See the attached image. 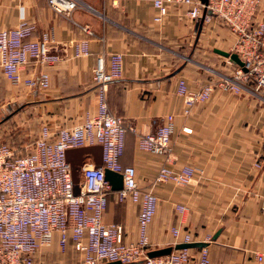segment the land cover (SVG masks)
Masks as SVG:
<instances>
[{"label":"crops","instance_id":"obj_1","mask_svg":"<svg viewBox=\"0 0 264 264\" xmlns=\"http://www.w3.org/2000/svg\"><path fill=\"white\" fill-rule=\"evenodd\" d=\"M83 1L89 7H78L66 16L51 8L49 0H0V32L27 19L36 26L27 39L47 32L60 55L56 62L30 58L19 80L0 67V126L27 111L39 123L33 138L7 143L18 154H30L42 126L56 135L82 121L86 112L96 113L93 69L100 57L108 63L112 53L121 52L122 74L108 86V104L127 126L121 163L134 166L139 187L153 189L159 197L149 227L150 250L175 247L189 233L190 242L197 244L191 249L198 251L211 235V264H264L263 94L217 88L208 101L194 104L186 113L185 98L178 93L181 78L197 89L212 78V70L230 74L237 64L216 49L233 52L237 35L216 16L191 18V6L184 2L157 8L154 0H123L118 6L111 0ZM259 15L264 16V1ZM84 40L89 41L90 52L76 57V44ZM42 72L50 76L49 87L25 83L29 77L38 80ZM168 115L174 116L168 165L197 168L187 185L155 183L165 157L139 147V135L158 129ZM89 146L95 147L85 155L76 148L68 152L71 167L83 160L80 180L83 168L97 165L102 154L100 144ZM117 191L111 188L108 193L103 220L121 224L124 241L135 243L141 195L120 200ZM178 204L186 205V210L179 211ZM174 228L180 230L179 237ZM34 255L39 264H82L71 230L64 249L55 232L51 243Z\"/></svg>","mask_w":264,"mask_h":264},{"label":"built area","instance_id":"obj_2","mask_svg":"<svg viewBox=\"0 0 264 264\" xmlns=\"http://www.w3.org/2000/svg\"><path fill=\"white\" fill-rule=\"evenodd\" d=\"M122 1L111 0L115 6ZM263 1L154 0L157 8L167 2H184L191 6L188 11L191 18L216 16L238 38L233 52L239 55L243 66L237 64L230 74L216 72L197 89L190 88L185 78L179 80L178 93L185 98L186 113L194 104L208 101L217 88L236 93L260 92L264 98V16L259 15ZM49 5L66 16H71L78 7H89L83 0H49ZM161 19V16L156 17V20ZM35 29V24L23 19L16 27L0 32V67L15 80L21 79V69L30 58L40 63L60 60L49 33L45 32L39 39H27ZM89 52L88 40L76 44V57ZM122 61L121 52L112 53L108 63L104 57L98 59L93 69V80L98 88L96 113L86 112L82 121L61 128L56 135L44 125L30 154H18L0 137V264H36L35 252L50 244L55 232L60 234L63 249L66 247L69 230L81 253L82 264L114 261L119 264H211L208 246L211 235L198 251L182 248L166 255H147L151 246L149 227L159 197L153 189L139 187L134 166L121 163L127 126L123 117L110 111L108 104V86L121 76ZM25 83L47 88L50 76L42 72L38 80L29 77ZM173 130L174 116L168 115L158 129L139 135V147L165 157L155 183L187 185L197 174V168L187 165L175 169L168 165ZM93 144L102 146V164L83 168L80 190L76 192L67 151ZM106 169L123 174V187L117 191L120 200L141 195L139 238L135 243L124 241L121 224H106L103 220L112 188L106 179ZM186 208L184 204L177 205L181 212ZM173 233L179 237L180 230L174 228ZM190 241L191 235L185 234L183 243ZM259 259H263V255H259Z\"/></svg>","mask_w":264,"mask_h":264},{"label":"water","instance_id":"obj_3","mask_svg":"<svg viewBox=\"0 0 264 264\" xmlns=\"http://www.w3.org/2000/svg\"><path fill=\"white\" fill-rule=\"evenodd\" d=\"M206 1L207 0H204V2H206ZM216 52H218L224 56L230 57L231 60L233 62H235L236 64H239L241 66L244 65V63L241 60V58L239 57V55L235 52L224 51L221 49H216ZM94 147L95 146H83V147L76 148L75 150H78L82 154L85 155L88 152H91V150ZM100 148L102 150L101 146H100ZM68 152H69V150L67 151V158H68ZM96 163H97V165L102 164V154H101V157L96 158ZM82 165H83V160L78 162L76 165L72 166V172H73V178H74V182H75V191L76 192H79V190H80V188H79V181H80L79 171H80ZM105 175H106V179L110 182L113 189H115V190L122 189V187H123V174L122 173L115 172V171L110 170V169H106ZM195 245H197V244L191 243V242L181 243V244L176 245L175 247L168 246V247H164V248H158V249L150 250L147 253V255L149 257L166 255V254L171 253L174 249L191 248L192 246H195ZM199 245L201 247H203L206 245V243H200ZM107 264H119V262L114 261V262H108Z\"/></svg>","mask_w":264,"mask_h":264},{"label":"rangeland","instance_id":"obj_4","mask_svg":"<svg viewBox=\"0 0 264 264\" xmlns=\"http://www.w3.org/2000/svg\"><path fill=\"white\" fill-rule=\"evenodd\" d=\"M214 71L213 70L211 71L213 75H215L216 73V70ZM1 117L2 116H0V118ZM38 127H39V123L35 119L31 111H27L25 114L19 113L11 116L10 118L2 122L0 126V137L6 143L9 140L12 141L19 139L28 141L30 138H33V136L36 135L35 133L37 132ZM45 246L46 245L40 247L38 250H40ZM35 261L36 264H39L36 258Z\"/></svg>","mask_w":264,"mask_h":264},{"label":"trees","instance_id":"obj_5","mask_svg":"<svg viewBox=\"0 0 264 264\" xmlns=\"http://www.w3.org/2000/svg\"><path fill=\"white\" fill-rule=\"evenodd\" d=\"M34 258H35V255H34Z\"/></svg>","mask_w":264,"mask_h":264}]
</instances>
